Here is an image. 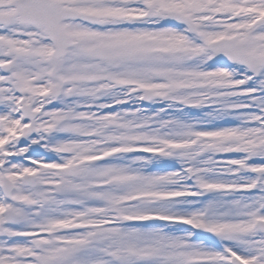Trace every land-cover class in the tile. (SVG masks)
<instances>
[{
  "label": "snow or ice",
  "instance_id": "obj_1",
  "mask_svg": "<svg viewBox=\"0 0 264 264\" xmlns=\"http://www.w3.org/2000/svg\"><path fill=\"white\" fill-rule=\"evenodd\" d=\"M0 264H264V0H0Z\"/></svg>",
  "mask_w": 264,
  "mask_h": 264
}]
</instances>
